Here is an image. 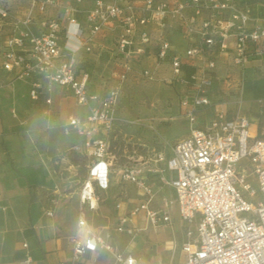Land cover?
Here are the masks:
<instances>
[{
	"label": "built area",
	"instance_id": "built-area-1",
	"mask_svg": "<svg viewBox=\"0 0 264 264\" xmlns=\"http://www.w3.org/2000/svg\"><path fill=\"white\" fill-rule=\"evenodd\" d=\"M9 1L0 0V69L28 82L32 99L59 85L88 108L84 117H67L63 132L74 131L81 140L60 153L86 161L77 179L72 259L104 249L111 264H137L115 237L134 236L140 229L132 222L135 217L153 227L168 223L174 202L186 224L185 239L181 260L167 264H264V126L244 112L223 108L198 123L211 106L214 81L223 77L235 83L233 69L263 54L264 14L252 17L243 0H21V14L12 12ZM106 41L115 56L96 91L78 64ZM136 76L175 89L189 130L172 143L170 155L113 146L116 105ZM256 102L264 114V97ZM70 166L76 175L79 165ZM153 173L159 174L158 183L151 181ZM249 175L257 188L246 181ZM110 180L122 189L102 226L94 217L106 201L102 192ZM128 183L138 190L129 208L122 198L128 196ZM163 186L172 187L175 197L163 194L156 204ZM257 196L261 199L254 203ZM17 264L33 262L26 254Z\"/></svg>",
	"mask_w": 264,
	"mask_h": 264
},
{
	"label": "crops",
	"instance_id": "crops-1",
	"mask_svg": "<svg viewBox=\"0 0 264 264\" xmlns=\"http://www.w3.org/2000/svg\"><path fill=\"white\" fill-rule=\"evenodd\" d=\"M248 1L249 3H245L243 0V6L249 10L250 15L254 18L261 17L264 14V0ZM87 3L81 5H87ZM107 47H109V41H106L103 48L83 55L78 64L79 73L88 72L89 85L96 91L99 90L101 79L107 77L110 71L113 55L108 57L103 70L97 76L91 73L82 62L91 54H99L107 50ZM262 57L264 52L261 56L250 58L243 68H234L232 72L240 70L243 77L240 79L235 72L231 73L236 81L234 84L244 83L243 79L247 70H260L259 75L249 80L252 94L255 80L264 78ZM0 75V264H17L26 254L29 255L33 264H95V260L104 249H98L94 254L86 252L81 259H72L70 237L76 231V206H73L71 202L72 191H66L68 188L66 183L71 182L68 180L71 176L66 173V169H69L71 173H74V170L70 166L72 162L69 157H61V154H58L68 150L75 141L81 140V136L74 131L68 134L63 132L67 117L69 115L84 117L88 113V108L78 105L72 92L65 87L53 85L51 90H43L38 99H32L29 95L28 82L11 79L1 69ZM219 78L214 81L210 91L211 106L204 110L198 118V123L207 122L214 115L216 108L234 111L230 107L221 106L213 101V92ZM175 97L181 115L176 93ZM46 98H50L49 103L45 101ZM14 112L20 118L19 121L14 118ZM249 116L253 121H258L255 117ZM186 122L188 123L187 119ZM250 129L253 131L254 125H251ZM187 133L188 131L184 135ZM43 134L46 135L43 137ZM159 150H163L166 155L171 154V146H162ZM159 166H163L162 163ZM62 169H64L63 174H61ZM158 175L153 173L151 181L158 183ZM164 175L169 177L170 173L165 171ZM129 185L133 184L125 185L128 196L122 197L127 208L137 197V194L129 193ZM166 187L163 186L158 191L155 198L156 204L161 195H167ZM121 189L122 186L115 180H110L109 187L102 192L106 201L100 205L94 219L104 216L108 209L106 202L111 199H113L111 206L113 208L114 195ZM107 190L113 191L108 195ZM75 195L77 197L76 191ZM46 210L51 211V214L48 215ZM105 216H107L106 222L98 223V225L103 226L109 221V215ZM179 219L183 221L180 216ZM132 222L140 227L136 234L134 236L117 235L114 241L119 248L132 253L137 258V264H141L142 250L151 254L153 264L176 263L181 260V243L185 239V231L179 245L180 258L173 261L172 256L170 258L169 253H166L163 256L165 258L163 262L148 246L140 244L142 231L152 225L145 224L139 217L133 218ZM23 243L27 245L23 246Z\"/></svg>",
	"mask_w": 264,
	"mask_h": 264
},
{
	"label": "rangeland",
	"instance_id": "rangeland-1",
	"mask_svg": "<svg viewBox=\"0 0 264 264\" xmlns=\"http://www.w3.org/2000/svg\"><path fill=\"white\" fill-rule=\"evenodd\" d=\"M245 3H249V1L245 0ZM8 5L12 12L21 14V0H10ZM110 55L115 56L111 49L103 50L99 54H91L82 63L89 68L91 73L97 76L103 70ZM262 60L264 61V57H262ZM163 72L166 73L165 70ZM234 72L241 79V71ZM260 73V70H247L243 79L245 81L242 84H234V82L227 84L225 79L220 77L213 92V101L221 106L245 112L258 119L259 125H264V114L259 113L261 107L255 100L258 96H264V78L255 80L252 94L249 81L253 76H257ZM13 114L14 118L19 121L20 118L15 112ZM117 117L113 146L119 148L120 151L131 150L135 147L143 153H150L153 149L157 150L162 146H171L176 139L184 136L185 132L189 129L186 119L178 111L174 87L161 82H145L140 80L138 76L135 78L132 77L124 87L117 103ZM44 135L46 134H43V137ZM74 155V153L68 152L70 161ZM78 158L81 164V170L78 169L76 175H73L72 172V176L68 179L71 182L66 183L68 187L66 191H72L73 196L71 202H73V206L77 205V197L75 195L77 179L84 174V164L86 162L85 159ZM66 173L70 175V172L66 171ZM246 181L252 187H258L256 178L253 175H249ZM128 190L132 195L138 194L137 188L133 185H129ZM112 191L107 190L106 192L110 195ZM165 193L171 199L175 197L174 190L169 186L165 188ZM260 199L257 196L251 200L256 203ZM112 202L113 199L106 202L108 209L105 211L104 216H99V218L94 219L95 223L100 224L106 222L107 216L105 215L114 213L111 207ZM170 214V223L158 225L153 228L152 226H148L142 231L140 240L141 245L148 246L163 262L165 260L163 256L166 253H169L170 258L172 256L173 261L180 258L179 245L183 239V231L186 230V224L179 219L178 208L174 202L171 204ZM191 227L195 230L194 225ZM111 258V255L104 250L98 259L95 260V264H110ZM141 264H153L151 254L142 250Z\"/></svg>",
	"mask_w": 264,
	"mask_h": 264
},
{
	"label": "trees",
	"instance_id": "trees-1",
	"mask_svg": "<svg viewBox=\"0 0 264 264\" xmlns=\"http://www.w3.org/2000/svg\"><path fill=\"white\" fill-rule=\"evenodd\" d=\"M79 158L76 156V155H74L73 157H71V162H73V163H75V164H78L79 166H78V169L79 170H81V164L79 163ZM83 168V167H82ZM33 206V205H32Z\"/></svg>",
	"mask_w": 264,
	"mask_h": 264
}]
</instances>
